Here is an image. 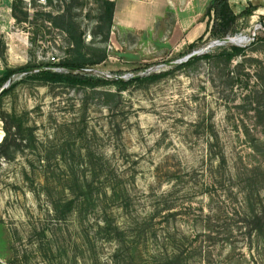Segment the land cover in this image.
<instances>
[{"label": "rangeland", "instance_id": "374dc122", "mask_svg": "<svg viewBox=\"0 0 264 264\" xmlns=\"http://www.w3.org/2000/svg\"><path fill=\"white\" fill-rule=\"evenodd\" d=\"M106 1L0 0V264H264V0L227 43L202 4L137 33ZM69 28L126 87L49 79Z\"/></svg>", "mask_w": 264, "mask_h": 264}, {"label": "trees", "instance_id": "16d2710c", "mask_svg": "<svg viewBox=\"0 0 264 264\" xmlns=\"http://www.w3.org/2000/svg\"><path fill=\"white\" fill-rule=\"evenodd\" d=\"M230 0H213L206 11V16L213 19V24L210 29V33L213 35L214 38L218 40H227L235 36L238 31L239 21L241 19H245L247 23H249V19L253 17L255 8L253 6L248 7L240 14H235L232 10ZM105 5L108 9V28L113 26V16H114V9L115 4L112 1H106ZM210 27H208L209 29ZM70 34L74 50L76 54V58L73 60L68 61L65 65H52L48 66L49 68L55 69H63V72H50L49 79L51 81H58V82H68L77 85H83L91 88L101 87V86H109V85H119L122 87L127 86V82L119 81V80H107V79H100L95 78L92 76H87L80 73L82 70L87 69L88 67H93L100 62L92 60L89 58L83 50V40L82 37L79 36L75 31L72 29L67 30ZM256 43H264V33H261L260 36H257L254 40ZM198 43L194 42L189 46V52L194 51L197 47ZM217 50L220 52L219 56L225 58L228 62H232L236 57L241 55L242 48H238L233 45L229 46H221L218 47ZM205 58V55L196 56L189 60V63L195 62L197 60ZM15 72H8L4 75L3 78L0 79V89L12 78ZM160 74H152L150 76H145L142 78L143 80H149L152 78H158ZM1 91V90H0ZM3 93L0 94V101L3 97ZM0 115L3 116L1 104H0ZM5 137L3 141L0 142V158L7 159V155L3 153V149L8 147L9 137L11 135L10 129L6 126L4 127Z\"/></svg>", "mask_w": 264, "mask_h": 264}, {"label": "crops", "instance_id": "0c3cea01", "mask_svg": "<svg viewBox=\"0 0 264 264\" xmlns=\"http://www.w3.org/2000/svg\"><path fill=\"white\" fill-rule=\"evenodd\" d=\"M115 4L113 28L126 32L148 33L159 28L169 14H181L191 6L203 5L204 10L213 0H111ZM230 5L235 14L242 13L246 6L239 5L236 11L234 0ZM240 3V2H239ZM241 4V3H240ZM184 12V11H183ZM3 137V133L1 132Z\"/></svg>", "mask_w": 264, "mask_h": 264}, {"label": "water", "instance_id": "95a60500", "mask_svg": "<svg viewBox=\"0 0 264 264\" xmlns=\"http://www.w3.org/2000/svg\"><path fill=\"white\" fill-rule=\"evenodd\" d=\"M229 40H230V39H228V40H220V42H218V43H227V42H229ZM4 91H5V89H2V90L0 91V94H2Z\"/></svg>", "mask_w": 264, "mask_h": 264}]
</instances>
